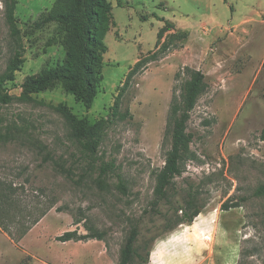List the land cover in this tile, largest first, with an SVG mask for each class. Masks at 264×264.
<instances>
[{
    "label": "rangeland",
    "instance_id": "obj_1",
    "mask_svg": "<svg viewBox=\"0 0 264 264\" xmlns=\"http://www.w3.org/2000/svg\"><path fill=\"white\" fill-rule=\"evenodd\" d=\"M55 2L0 0V76L22 56L7 84L12 101L0 103V264H119L134 227L151 264H264V0H109L115 26L91 108L61 86L24 97L27 77L66 60L63 46H47L58 24L34 27ZM190 70L204 73L207 89L165 205L157 178L171 149L168 116ZM60 104L102 123L98 154L48 106ZM190 193L201 214L165 233V215L174 221ZM71 231L100 237L58 241Z\"/></svg>",
    "mask_w": 264,
    "mask_h": 264
},
{
    "label": "trees",
    "instance_id": "obj_2",
    "mask_svg": "<svg viewBox=\"0 0 264 264\" xmlns=\"http://www.w3.org/2000/svg\"><path fill=\"white\" fill-rule=\"evenodd\" d=\"M120 5L122 6L121 3ZM14 10L13 3L9 7L8 21L13 34L17 35L19 31L16 28L17 20ZM53 23L59 26V37L50 39L47 46L57 44L63 46L66 51V60L54 68H47L37 75L27 77L22 86L24 97L33 101L31 94H39L61 86L67 93L72 94L77 102L91 108L104 79V57L108 52L105 40L111 28L115 26L113 6L109 0H56L52 9L46 11L34 27L41 30ZM173 27L172 22L166 21V29ZM162 35L163 32H160L159 37L162 38ZM185 35L186 33L183 35L184 39H186ZM21 57V53L18 52L5 73L0 76V103L2 104H9L12 101L7 84L14 80L16 72L20 70ZM189 73L190 79L182 85L180 94L174 95L168 116L166 139L170 141L171 149L167 155L166 164L157 178V200L165 205L172 204L174 180L182 176L184 172L183 161L192 142V135L187 132L191 113L199 97L207 89L206 76L202 71L190 70ZM121 97L122 94L117 97L113 107L115 115L119 113ZM48 106L63 115L71 127L72 137L86 153L92 156L98 154L101 143V122L91 125L87 119L79 118L63 104ZM128 115L127 112L123 119ZM262 138L264 140V132ZM6 142L7 137L3 133L0 120V145ZM106 171L104 168L103 173ZM118 187L120 190L125 189L122 184ZM223 207L225 210L228 206L225 204ZM175 210L174 221L170 220L167 214L165 215L166 221L170 223L165 233L183 224H193L201 214L202 206L199 204V198L190 193L185 204ZM140 235L141 231L138 227L131 229L126 244L121 250L119 264H151L149 245L140 243ZM99 237L100 235H79L76 231H71L57 239L66 243Z\"/></svg>",
    "mask_w": 264,
    "mask_h": 264
},
{
    "label": "bare ground",
    "instance_id": "obj_3",
    "mask_svg": "<svg viewBox=\"0 0 264 264\" xmlns=\"http://www.w3.org/2000/svg\"><path fill=\"white\" fill-rule=\"evenodd\" d=\"M207 240H209V239L207 238Z\"/></svg>",
    "mask_w": 264,
    "mask_h": 264
}]
</instances>
